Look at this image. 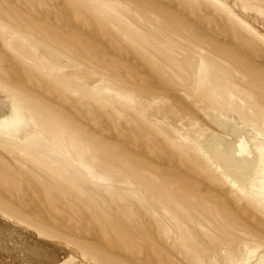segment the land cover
<instances>
[{"label":"rangeland","instance_id":"obj_1","mask_svg":"<svg viewBox=\"0 0 264 264\" xmlns=\"http://www.w3.org/2000/svg\"><path fill=\"white\" fill-rule=\"evenodd\" d=\"M226 2L0 0V80L21 92L18 125L0 131L2 257L27 264L23 246L37 240L76 264H226L244 246L254 256L236 264L264 255V203L237 188L264 142L249 119L222 115L264 118V39ZM179 53L203 62L195 81ZM215 69L239 77L231 99L214 93ZM64 235L86 246L73 253Z\"/></svg>","mask_w":264,"mask_h":264},{"label":"bare ground","instance_id":"obj_2","mask_svg":"<svg viewBox=\"0 0 264 264\" xmlns=\"http://www.w3.org/2000/svg\"><path fill=\"white\" fill-rule=\"evenodd\" d=\"M220 1V0H219ZM225 0H222V2H224ZM233 2L231 6H227L239 19H241L246 25H249L251 27L252 30H254V32L261 38L264 39V0H254L251 1V3H245V4H238L235 2V0H227V2ZM141 2V1H140ZM144 2V1H143ZM147 2V1H146ZM146 2H144L146 4ZM227 2L225 4H227ZM141 4V3H140ZM149 4V3H148ZM162 4V3H161ZM168 4V3H167ZM224 4V6H225ZM164 5V4H163ZM172 7V6H171ZM227 7H225L227 9ZM169 8V7H168ZM174 10V9H173ZM229 11V10H228ZM233 14V15H234ZM186 18V17H185ZM188 18V17H187ZM187 22V21H186ZM180 24V22H179ZM226 24V23H225ZM181 26L183 24H180ZM179 25V26H180ZM187 25V24H186ZM185 25V26H186ZM180 26V27H181ZM184 26V25H183ZM188 26V25H187ZM186 26V27H187ZM186 27H184L186 29ZM207 27V26H206ZM225 27V26H224ZM189 27H187L186 30H188ZM230 28L228 27V30ZM227 30V29H226ZM231 30V29H230ZM188 31H191V29H189ZM193 31V30H192ZM191 31V32H192ZM195 32V31H194ZM232 33V31H231ZM84 34V33H83ZM202 34L203 31H202ZM201 34V36H202ZM206 34V33H205ZM219 34V33H218ZM193 36V34H191ZM229 35V34H228ZM195 36V34H194ZM200 36V35H198ZM219 37V36H216ZM204 38V37H203ZM215 38V37H214ZM221 39V37H219ZM218 38V39H219ZM206 39V38H205ZM216 38V40H218ZM224 39V38H223ZM232 39V37H231ZM222 40V39H221ZM204 41V39H203ZM210 41V40H209ZM220 41V40H219ZM231 41V40H230ZM233 42V41H232ZM231 43V42H229ZM232 44V43H231ZM211 45V43H210ZM214 45V43L212 44ZM215 45H217L215 43ZM233 45V44H232ZM231 46V45H230ZM237 47V46H236ZM226 51V49H225ZM228 51V50H227ZM243 51V50H242ZM180 54V53H179ZM225 54V53H224ZM264 56V55H263ZM261 56V57H263ZM178 61L180 60V63H182L185 68L187 69V71L190 73V75L194 78L193 80L195 81V79L197 78L198 74H199V67L200 65L203 64V62H200L199 57H197V55L195 54H191V53H184V54H180L178 56ZM249 58V57H248ZM251 59V58H250ZM257 60V59H256ZM226 64L231 65V68L234 70V73L238 72L240 74H242V66L235 64V62L233 61V63L229 62V61H225ZM258 62V61H257ZM181 64V66H182ZM260 65V64H259ZM263 65V62H262ZM186 71V72H187ZM188 73V74H189ZM211 81L213 84V88H214V93L218 92L219 90L221 92H226L228 94V96L230 97V99L232 97H234V92L236 91L237 86L240 83V79L239 77H234L233 74H229V75H225L222 72H219L218 70L213 71L212 75H211ZM16 81V80H15ZM15 81H4V80H0V89L6 90L8 94L5 95V93L3 91H0V131L3 133H9L11 131H13L16 126L19 123V119L21 116V113L19 112L18 106L15 104L14 102V97L13 95H17V94H21L20 90H17V88H15ZM154 83V82H152ZM195 83V82H194ZM193 84V83H192ZM194 85V84H193ZM191 86V84H190ZM192 87V86H191ZM243 87V86H242ZM194 88V86H193ZM191 89V88H190ZM212 92V94H214ZM37 95V94H36ZM38 96V95H37ZM210 101V100H209ZM178 105L179 104H175ZM219 105V103H218ZM183 107V106H182ZM223 107V106H222ZM177 108V106H176ZM238 108V107H237ZM243 110V109H241ZM181 111V109H180ZM216 112V111H215ZM232 113H222V115L224 116L223 118L226 119H231L234 120L236 117L245 120V119H249L250 122V127L252 128L251 133L255 135V140H259L264 142V118H262L261 122H259V124L256 121L251 120V118L249 117V115L246 113V116L244 115V112H239V108L235 109L234 111H231ZM221 113V112H220ZM206 114V113H205ZM216 114V113H215ZM186 119V118H184ZM187 120V119H186ZM191 121V120H190ZM193 122V121H192ZM195 124V123H194ZM225 130H227V127L224 128ZM204 130V129H203ZM236 133V137L235 140L237 142L238 138L241 136H238V133ZM9 135V134H8ZM250 135V134H248ZM238 136V137H237ZM242 139V140H241ZM241 140V141H240ZM240 140H238V151H239V155H250V148H247V146L245 145V142L243 140V138H240ZM234 141V140H231ZM198 143V142H197ZM235 144V143H234ZM264 144V143H263ZM199 146V145H198ZM197 146V147H198ZM199 148V147H198ZM225 148V146L223 147ZM202 149V148H201ZM236 149V147H235ZM252 149V148H251ZM220 150V149H219ZM201 151V150H200ZM225 151V150H224ZM223 151V152H224ZM256 153L254 156V160L251 163L246 164V167H248L251 170H247L250 172L252 171L250 174L251 176H248L245 172H242L243 174L245 173L246 176L243 177L239 175H237L238 179L240 181V184H238L239 186H236V178H232V175L228 174V171L224 173L223 177L225 178L226 181H228L230 184H232V186L237 187L239 189V191H241V193H243L244 196H249L254 198L256 201H259V203H264V146H258L256 148ZM219 152V151H218ZM234 152V151H233ZM225 153V152H224ZM207 154V153H205ZM220 154V153H219ZM218 154V157H220ZM209 155V153L207 154ZM233 155V153H232ZM214 155L212 154L211 157H213ZM235 156V155H234ZM210 157V156H209ZM210 157V159H211ZM217 157V156H216ZM216 157L214 156V159H216ZM225 158V157H224ZM227 158V156H226ZM247 158V157H246ZM223 159V158H222ZM230 159V158H229ZM213 164L216 165L215 160H213V158L211 159ZM232 160V158H231ZM237 161V160H236ZM227 162V160H226ZM235 162V161H234ZM239 162V160H238ZM237 162V164H238ZM221 163H223L221 161ZM212 164V165H213ZM218 164V163H217ZM240 164V163H239ZM241 164H244L243 161ZM244 164V165H245ZM229 165V163H228ZM233 165V164H232ZM231 166V164H230ZM229 166V168H230ZM240 166V165H239ZM227 167V166H226ZM243 167V166H240ZM217 168V167H216ZM221 168V167H219ZM218 168V169H219ZM232 168V167H231ZM235 168V167H234ZM238 168V167H237ZM236 168V170H237ZM245 168V166H244ZM233 169V168H232ZM232 169H230L232 171ZM228 170V167L227 169ZM229 170V173H230ZM232 171L233 175L234 172L236 171ZM240 170V169H239ZM242 170V169H241ZM246 170V169H245ZM159 171V170H158ZM221 171V170H220ZM244 171V170H243ZM239 172V171H238ZM239 172V173H241ZM248 172V173H249ZM230 173V174H232ZM237 173V172H235ZM249 174V175H250ZM234 177V176H233ZM210 190V189H209ZM203 191V190H202ZM201 191V192H202ZM204 193V192H202ZM227 198V197H226ZM228 204V203H227ZM229 204H230V200H229ZM234 210V209H233ZM0 215L1 216H5V214L3 212H1L0 210ZM45 216V215H44ZM9 218H14V215L9 214L8 216ZM46 218V217H45ZM240 223V222H239ZM246 226V225H245ZM246 227H250L246 226ZM251 229V228H250ZM264 233V232H263ZM54 238V237H53ZM4 239V238H3ZM8 239V238H7ZM6 240V239H5ZM60 242H64L66 243V245L68 247H70L71 252L73 253H77L75 252L76 249L72 248L71 246H86V242L82 241L81 239H77V237H73L70 238L66 235H64L63 237H60L59 239H56ZM84 240V239H83ZM51 241V240H49ZM245 241V240H244ZM44 242H41L39 240L35 241V243L33 244H29V245H24L23 248V253H24V257L20 258L22 260V262H26L27 264H76L72 255H68L66 257H61V254L58 252V250L56 249H51L47 246H44L43 244ZM219 249V248H218ZM4 251L7 252L6 249H2ZM70 252V253H71ZM245 253V256L247 255H253V253L250 251V249H248L246 246H244L242 249L241 248H234L232 252L228 253L227 256L225 257V263L226 264H236L239 260V256H242V253ZM22 253V254H23ZM63 254V253H62ZM242 254V255H241ZM20 255V254H19ZM78 255H80V252L78 253ZM65 256V255H64ZM81 256V255H80ZM207 256V255H206ZM254 256V255H253ZM7 257L9 258H13L12 256H7L5 255V257H2V253L0 252V264H14V260H9L7 259ZM78 257V256H77ZM244 258V255L242 256ZM241 257V258H242ZM242 258V260H243ZM212 259V258H211ZM83 260V258L81 259ZM245 260H247L245 258ZM244 260V261H245ZM241 261V259L239 260ZM87 262V261H86ZM20 263V261H19ZM244 264H249V260L243 262ZM242 263V264H243ZM21 264V263H20ZM81 264V263H79ZM239 264V263H238ZM256 264H264V255H262L258 261L256 262Z\"/></svg>","mask_w":264,"mask_h":264}]
</instances>
